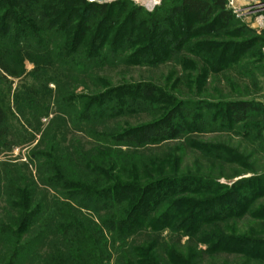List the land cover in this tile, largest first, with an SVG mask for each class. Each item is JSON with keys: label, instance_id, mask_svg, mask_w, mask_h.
I'll list each match as a JSON object with an SVG mask.
<instances>
[{"label": "rangeland", "instance_id": "rangeland-1", "mask_svg": "<svg viewBox=\"0 0 264 264\" xmlns=\"http://www.w3.org/2000/svg\"><path fill=\"white\" fill-rule=\"evenodd\" d=\"M225 2L233 23L206 31L181 0H30L25 7L0 0V71L8 74L0 105L17 129L19 120L30 126L21 142L7 138L18 141L10 151L0 150V182L32 185L44 208L11 252L51 229L18 264H264V180H257L264 179V0ZM31 98L47 107L46 117L24 108ZM243 100L261 107L235 123L224 103ZM173 108L186 125L173 140L136 149L103 137ZM55 168L90 186L107 176L129 184L167 179L144 210H167L172 221L158 231L134 228L124 240L100 223L87 224L88 236L59 233L47 223L62 191L44 185ZM3 194L0 222L17 230ZM128 204L100 216L119 218ZM6 255L0 244V264Z\"/></svg>", "mask_w": 264, "mask_h": 264}, {"label": "trees", "instance_id": "trees-1", "mask_svg": "<svg viewBox=\"0 0 264 264\" xmlns=\"http://www.w3.org/2000/svg\"><path fill=\"white\" fill-rule=\"evenodd\" d=\"M14 1L23 3V7L32 3H30V0ZM181 8L192 16L201 28L206 31L213 30L218 23L227 25L234 21V16L226 9L225 0H181ZM86 9L100 15L108 13L107 6L99 3H87ZM81 27L82 25L77 30L81 29ZM80 38L73 43L75 44L71 47L73 50L76 43L80 41ZM2 74L0 71V82L5 83L8 74ZM43 75L46 74L43 73ZM32 100V98L27 100L24 108L26 107L25 109L31 110L39 118L46 117L48 115L47 107L41 106L37 99ZM224 107L227 110L226 112H228L229 119L235 123H239L247 119L252 113H258V107L261 106L255 101L243 100L226 102L224 103ZM177 111L178 109L176 108L170 109L162 118L154 122L129 129L126 132L104 134L103 137L111 145L123 144L136 149H143L164 141L173 140L183 130H186L185 120H182L183 118L177 119L179 117L176 113ZM12 114V112L6 111L0 105V150L10 151L13 146L17 145L18 141L21 142V137L27 132V128L30 127L29 124H25V122L19 120L17 126L19 128L17 129L13 125L16 118ZM186 115L188 114H181L182 117L184 116V119ZM9 137L18 141L16 143L15 141L12 142L14 144L9 143L7 142V138ZM93 171L96 174L102 173L99 169ZM59 173L57 168L51 169L49 170V177L44 180L46 187H54L57 191H62L60 194L61 199L53 201L57 207L56 218L53 215L47 223V225H52L51 227H54V230L56 229L59 233H75L77 237L83 236V234L88 236L86 233L87 224L97 226L100 223L102 229L105 228L111 234L113 232L114 238H122L124 240L132 235V233H135L133 232L134 228L144 227L151 231H158L163 226L169 225L172 221V215L167 210L157 216H150L151 213L144 210L145 205L149 202L147 197L150 193L155 189H161L170 185L167 184V179H158L145 184H129L117 180L115 177L107 176L106 180L108 182H105V180L100 186H90L82 182H75V180L68 177H63ZM257 180H260L259 183H263L262 180L264 179ZM181 182L179 181V183ZM1 192L7 196V205L17 212V216H12L10 219L12 220L11 223L18 227L16 230L0 222V244L3 245L7 253L4 257L7 260L6 263L18 264L19 261L16 259L22 254L29 255L30 252L34 253V242L45 238L51 229L41 230L33 240L20 244L14 252H11L15 237H21L19 235L24 233V231L38 224L40 217L43 215L44 208L41 201L38 202L39 200L34 199V188L32 185L30 188H27L26 186H19L14 180H7L0 182ZM125 202L129 203L128 208L123 211V215L119 218L108 215L100 216V211L103 210L105 213H109L117 209L116 207L119 208ZM84 211L88 213L83 214ZM89 213L91 216H89ZM102 229H100L101 233ZM37 254L35 252V255L38 257Z\"/></svg>", "mask_w": 264, "mask_h": 264}]
</instances>
